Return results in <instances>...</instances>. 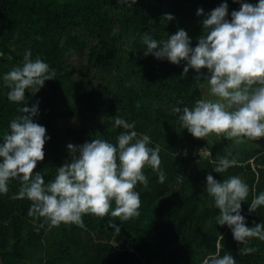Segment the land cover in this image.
I'll return each instance as SVG.
<instances>
[{
    "label": "trees",
    "instance_id": "obj_1",
    "mask_svg": "<svg viewBox=\"0 0 264 264\" xmlns=\"http://www.w3.org/2000/svg\"><path fill=\"white\" fill-rule=\"evenodd\" d=\"M242 2L258 0H136L130 9L118 0H0V144L11 120L22 114L19 109L38 104L33 120L50 139L34 172L47 185L71 161L67 144L104 139L115 145L124 131L114 127L119 116L135 122L138 136H150V147L160 145L166 175L158 183L157 173L144 168L148 187L138 182L134 189L140 193L139 217L122 222L110 213L86 214L84 229L49 228L44 218L30 217L31 201L12 198L20 181L11 179L8 193L0 194V264H202L217 252L231 254L236 264H264V241L252 238L247 246L256 251L240 255L243 244L226 224L216 223L219 210L206 192L207 175L221 182L238 176L250 189L241 206L247 225L264 223V206L248 210L253 196L264 192V158L248 150L236 166L215 172L222 157H233L214 138L193 137L172 112L202 99L199 73L189 69L181 76L185 61L176 65L144 55L146 34L163 41L184 29L195 47L208 13L227 3L230 21ZM201 8L204 13L197 15ZM165 14L174 19L163 20ZM25 50L49 64L56 77L35 94L27 90L24 104H18L8 100L2 77L22 64ZM200 144L211 151V161L190 156ZM110 220L120 227L118 236Z\"/></svg>",
    "mask_w": 264,
    "mask_h": 264
},
{
    "label": "clouds",
    "instance_id": "obj_2",
    "mask_svg": "<svg viewBox=\"0 0 264 264\" xmlns=\"http://www.w3.org/2000/svg\"><path fill=\"white\" fill-rule=\"evenodd\" d=\"M131 8L136 0H118ZM204 10L198 9L197 15ZM228 15L227 3L213 9L202 20L203 34L195 47L184 29H179L166 40L158 41L150 35L143 37L145 56L153 55L159 60L180 65L186 64L181 76L189 69L197 73L207 69L210 93L216 99H199L190 108L174 107L178 120L195 138H206L209 134L224 135L235 144L264 138V0L253 5L242 2L240 9ZM172 14H165L163 20L171 21ZM56 72L49 64L37 57L31 50H25L22 64L13 67L2 77L3 87L9 89V101L24 104L25 93L31 89L35 94L45 81L55 79ZM255 86V87H254ZM22 113L9 124L10 134L3 136L0 144V194H7L9 181H20L18 194L13 199L31 201L28 215L44 218L49 228L64 225L86 227L83 216L92 214L103 218L111 215L125 222L140 216V193L138 184L148 187L144 168L150 167L158 175V183L166 180L161 169L160 145L150 147L148 135L138 136L135 122L115 117L114 127L124 129L114 145L104 139H94L81 145L67 144L72 154L70 162L58 167L54 180L45 184L44 177L34 172L37 162L44 160V146L50 137L46 128L36 122L38 104L21 107ZM78 153V155H77ZM210 155V154H209ZM237 165L235 159L222 157L213 170L224 173ZM206 192L214 199L219 210L216 223L227 225L235 241L243 244L240 255L256 251L248 247L252 238L264 241V223L249 227L241 214L242 202L249 196V186L238 176H230L222 182L213 175L206 177ZM114 200L115 208H111ZM264 206V192L254 195L249 212ZM113 234H120V227L108 222ZM202 264H236L231 254L207 256Z\"/></svg>",
    "mask_w": 264,
    "mask_h": 264
},
{
    "label": "rangeland",
    "instance_id": "obj_3",
    "mask_svg": "<svg viewBox=\"0 0 264 264\" xmlns=\"http://www.w3.org/2000/svg\"><path fill=\"white\" fill-rule=\"evenodd\" d=\"M70 56H71V59L73 61L76 59V55L71 53ZM208 75H209V73H208L207 69H201V72L199 73V83H200V89H201V95L202 96H203V93H204L205 85H208V82H207V76ZM212 134H213V138L215 139V141L217 143V146L220 147V145L223 144L224 148H223L222 152H223V154H226L227 157H230L231 155H234V153H236L238 156L242 157V155L247 153L248 150L249 151H255V153H259L264 148V138H262L263 140L258 141L257 143H253L251 140H246L245 139L244 143L235 144L233 142V140H231V139H226L223 136V141H222L220 139L221 135L217 136L215 133H212ZM218 151H220V150H218Z\"/></svg>",
    "mask_w": 264,
    "mask_h": 264
},
{
    "label": "crops",
    "instance_id": "obj_4",
    "mask_svg": "<svg viewBox=\"0 0 264 264\" xmlns=\"http://www.w3.org/2000/svg\"><path fill=\"white\" fill-rule=\"evenodd\" d=\"M210 86H209V84L208 85H205V87H204V93H203V96H202V99H205V100H207V99H216L215 97H212L211 96V93H210V88H209ZM223 134H221V140L223 141ZM209 138L210 139H213V134H210L209 135ZM246 140H248V139H246ZM261 140H263L262 138H260V139H258V140H251L253 143H257L258 141H261ZM201 145V144H200ZM205 145V144H204ZM228 146V145H227ZM232 146V145H231ZM251 146V145H250ZM221 147H222V150H223V148H224V146H223V144L221 145ZM229 147V146H228ZM210 151V150H209ZM252 153V157L253 158H257V157H260V156H262L263 158H264V148H263V150L261 151V152H259V153H255V151H252L251 152ZM210 154H211V151H210ZM236 154V153H235ZM230 157H233V158H231V159H235L236 161H238L239 160V158H241V157H239L237 154L236 155H231ZM239 157V158H238ZM208 161V160H207ZM211 161V160H210ZM253 161H254V159H252V160H250V162L251 163H253ZM262 163L264 164V159H263V161H262Z\"/></svg>",
    "mask_w": 264,
    "mask_h": 264
},
{
    "label": "built area",
    "instance_id": "obj_5",
    "mask_svg": "<svg viewBox=\"0 0 264 264\" xmlns=\"http://www.w3.org/2000/svg\"><path fill=\"white\" fill-rule=\"evenodd\" d=\"M209 154H210L209 148L204 144L197 145L193 148L192 151H190V156L192 158H201L203 160H208V161L211 160V154L210 155Z\"/></svg>",
    "mask_w": 264,
    "mask_h": 264
}]
</instances>
